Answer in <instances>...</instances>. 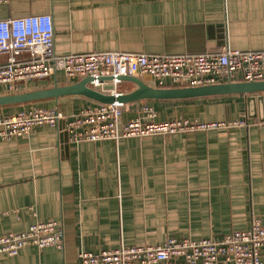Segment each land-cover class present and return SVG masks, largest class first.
<instances>
[{
    "label": "crops",
    "instance_id": "0c3cea01",
    "mask_svg": "<svg viewBox=\"0 0 264 264\" xmlns=\"http://www.w3.org/2000/svg\"><path fill=\"white\" fill-rule=\"evenodd\" d=\"M35 15L52 16L60 56L204 54L227 46L264 51V0L0 3V21ZM6 60L0 54V66ZM141 79L155 87L150 78ZM78 81L58 73L29 83L23 93ZM134 90L127 82L115 87L116 93ZM247 97L140 101L126 104L121 117L122 124L143 119L142 109L149 105L156 116L148 121L247 117L246 128L80 143L70 141L66 125L81 110L100 104L81 96L45 102V108L60 107L65 115L56 128L43 126L0 141V238L38 220L53 221L63 230L64 245H29L15 257L0 256V264H84L81 253L100 255L121 245L154 246L168 239L219 240L250 229L255 219L264 223V122L249 118ZM37 105L0 106V114ZM261 259L264 263V251Z\"/></svg>",
    "mask_w": 264,
    "mask_h": 264
},
{
    "label": "built area",
    "instance_id": "2783aa9c",
    "mask_svg": "<svg viewBox=\"0 0 264 264\" xmlns=\"http://www.w3.org/2000/svg\"><path fill=\"white\" fill-rule=\"evenodd\" d=\"M7 0H0L6 3ZM55 30L51 15H35L0 21V54L6 63L0 66V90L7 95L23 93L34 81L49 80L62 73L66 78H92L94 88L103 89L111 78L117 87L121 77L150 78L156 88H197L232 83L264 81V51H240L227 46L216 53L138 54L102 51L60 56L55 51ZM25 58H22V57ZM116 96L119 93L114 92ZM126 105L120 102L87 107L66 125L70 141H119L127 138L171 136L197 131L246 128L247 117L239 120L198 122L177 118L168 122L148 121L156 116L149 105L143 119L125 124L121 117ZM60 107H32L5 116L0 114V141L23 137L47 126L56 128L64 119ZM39 249L63 248L64 234L53 221H36L27 230L0 238V256L15 257L26 246ZM264 223L255 219L248 230L233 231L219 240L194 241L168 239L154 246H124L100 255L81 253L84 264H264Z\"/></svg>",
    "mask_w": 264,
    "mask_h": 264
},
{
    "label": "water",
    "instance_id": "95a60500",
    "mask_svg": "<svg viewBox=\"0 0 264 264\" xmlns=\"http://www.w3.org/2000/svg\"><path fill=\"white\" fill-rule=\"evenodd\" d=\"M111 78H101L100 82H105L103 90L93 88L92 78H85L72 85L58 86L56 83L52 88L41 89L20 94L0 96V106L39 104L36 107L45 108L47 101L57 102L60 98L70 96H81L99 104H113L120 102L131 104L140 101H173L190 100L225 95H245L248 103L249 118H258L264 122V81L253 83H232L211 85L197 88H165L160 89L148 85L138 77H121L120 81L127 82L135 86V90L115 95V87L110 84ZM255 103H259V110L255 108ZM256 110V111H255Z\"/></svg>",
    "mask_w": 264,
    "mask_h": 264
},
{
    "label": "rangeland",
    "instance_id": "374dc122",
    "mask_svg": "<svg viewBox=\"0 0 264 264\" xmlns=\"http://www.w3.org/2000/svg\"><path fill=\"white\" fill-rule=\"evenodd\" d=\"M62 74V73H61ZM65 117V116H64Z\"/></svg>",
    "mask_w": 264,
    "mask_h": 264
}]
</instances>
